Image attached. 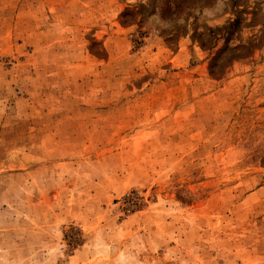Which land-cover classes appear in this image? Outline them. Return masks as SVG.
Wrapping results in <instances>:
<instances>
[{
	"label": "rangeland",
	"instance_id": "374dc122",
	"mask_svg": "<svg viewBox=\"0 0 264 264\" xmlns=\"http://www.w3.org/2000/svg\"><path fill=\"white\" fill-rule=\"evenodd\" d=\"M0 264H264V0H0Z\"/></svg>",
	"mask_w": 264,
	"mask_h": 264
},
{
	"label": "trees",
	"instance_id": "16d2710c",
	"mask_svg": "<svg viewBox=\"0 0 264 264\" xmlns=\"http://www.w3.org/2000/svg\"><path fill=\"white\" fill-rule=\"evenodd\" d=\"M238 23V19H234L232 22L228 24V29L233 28Z\"/></svg>",
	"mask_w": 264,
	"mask_h": 264
}]
</instances>
